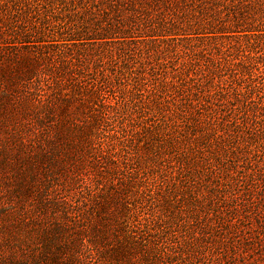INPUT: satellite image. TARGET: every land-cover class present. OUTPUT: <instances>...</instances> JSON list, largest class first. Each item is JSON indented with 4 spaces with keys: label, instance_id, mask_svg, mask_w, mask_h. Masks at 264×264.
I'll list each match as a JSON object with an SVG mask.
<instances>
[{
    "label": "rangeland",
    "instance_id": "obj_1",
    "mask_svg": "<svg viewBox=\"0 0 264 264\" xmlns=\"http://www.w3.org/2000/svg\"><path fill=\"white\" fill-rule=\"evenodd\" d=\"M179 3L171 10L162 7L156 11L151 22L134 27L126 35L131 37L121 44H82L86 52L77 64V43L89 42V26L101 19L102 11L109 13L110 23L118 28H128L125 13L137 12L128 11L122 0H0V48L16 45L21 53L70 58L77 69L85 70L88 80L107 96V105H95L97 110L92 111L94 115L105 113L100 115L99 131L114 141V149L104 147V155L117 151L126 180V172L133 170L128 169L133 166L131 162L142 154L138 160L144 174H133L134 180L139 184L147 178L148 187L141 189H149L152 195L160 190L163 193L165 183L173 182V174L178 172L175 159L159 169L158 156L165 150L161 146L168 141L178 140L183 145L194 141L227 149L235 160L234 170L242 171L238 184L243 185L235 190L236 202L230 200L234 184L222 185L230 182L228 178L218 186L212 185L227 190L224 211L233 220H240L233 228L222 227L223 232L232 231L234 239L221 247V253L204 251L210 239L198 235V240L192 241L201 249L191 255V230L182 225L171 206L165 214L153 213L159 206H151L149 211L145 207L144 212L159 214L158 218L151 217L154 220L148 218L145 230L151 239L169 247L165 264H264V0H190L188 6V2ZM110 50L111 61L102 57ZM0 83L4 81L0 79ZM32 90L51 94L44 82H35ZM21 93L19 85L12 87V93L0 91V102H10L0 111V264L14 261L5 248L8 231H4V223L12 228L34 217L46 221L47 216L37 212L35 183L44 179L31 160L39 151L36 145L34 151L31 149V140L37 137L23 131L29 117L20 115ZM52 101L55 105L60 102ZM31 173L35 174V183L30 181ZM81 178L86 177L79 174ZM152 180L155 183L150 185ZM86 185L94 190L92 194L87 189H74L66 200H72L76 211L91 209L93 220L106 186L93 178ZM58 193L65 195L66 190L59 188ZM234 207L236 210L229 213ZM83 254L87 258L82 261L89 257L91 261L102 260L100 254ZM34 256L18 264H34Z\"/></svg>",
    "mask_w": 264,
    "mask_h": 264
},
{
    "label": "trees",
    "instance_id": "obj_2",
    "mask_svg": "<svg viewBox=\"0 0 264 264\" xmlns=\"http://www.w3.org/2000/svg\"><path fill=\"white\" fill-rule=\"evenodd\" d=\"M122 2L128 7V11L131 9L132 12H137L136 15L124 14V18L130 22L128 28H118L111 24L109 13L102 11L101 19L89 26L92 32L86 38L89 42L77 43L80 45L76 50L77 64L83 60V53L86 52L82 44L91 42L121 44L126 37H131L126 35L135 29L134 27L145 21L151 22L155 12L162 7L171 10V7L179 5V2H188L185 5H190V0H122ZM145 12L150 14L145 15ZM219 33L226 34L228 31ZM16 47L11 45L8 48H0V79L5 83H0V91L5 89L12 93V87L17 85L22 88L19 100L21 102L18 103L20 115L23 118L29 117V121L26 125L21 123V120L20 123L24 125V132L37 137L36 140H31V149L34 151L37 146L39 155L36 157L37 152L31 160L35 161L36 168L40 169L39 174L44 179L43 182L36 184L35 174L31 173L30 181L36 185L34 197L37 212L47 216L46 221L34 217L29 223L23 221L22 226L15 225L12 228L4 223L3 229L8 231L5 248H8L6 249L9 252L8 256H12L14 260L7 264L24 263L29 256L34 255L35 258L32 260L34 264H165L163 259L168 256L169 247L151 239V234L145 230L146 223L150 221L148 218L159 217V214L144 212L145 207H148L149 211L151 206L154 208L159 206L153 213L161 214H165L170 206L175 208L182 225L189 226L191 230V242L186 241L191 255L201 249L196 241H192L198 240V235L210 239L206 240L209 246L204 248V251L208 249L210 255L221 253V247L234 239L232 231L223 232L222 227L233 228L236 226L235 221L240 220H233L235 218L228 217L224 211V202L226 197H229L225 196L227 190H220L212 185L218 186L222 183L221 180L228 178L230 182H223L222 185L234 184L231 202L233 200L236 202L238 197L233 196L236 195L235 190L239 191L243 185L238 184L241 182L242 171L234 170L235 160L230 158L227 149L223 146L211 148L194 141L187 145L181 144L178 140L168 141L167 145L161 146V149L165 150L158 156L159 169L166 164L169 165L171 159H175L179 163L178 172L177 175L173 174L175 178L174 181L171 180L173 182L165 183L166 189L163 193L159 188L160 191L152 195L149 189H141L144 186L148 187L147 178L141 180L139 184L134 180L133 174H144L141 160H138L142 159V154L137 155L131 162L133 166L128 169L133 167V170L126 172V180L124 170H121L119 158L116 156L117 151L109 153V156L104 155V147L111 146L114 149V141L99 131L98 121L100 115L103 117L105 113L100 111V115H94L92 111L97 110L95 105H107V96L102 89L95 88L93 82L88 80L89 74L84 73L85 70L82 71L81 68L77 69L70 58L59 60V57L56 59L37 53H21ZM102 57L111 61L112 50L103 53ZM83 68L87 70V67ZM35 82H44L45 87L51 90V94L42 95L34 92L32 87ZM17 98L20 99L19 95ZM5 99L10 100V97L6 96ZM53 99L60 101L59 104L55 105ZM2 101L1 112L6 110L3 104L10 103ZM79 174H84L86 178L79 180ZM91 178L95 179L96 183L106 186L103 202L95 212L96 218L93 220L90 218L91 209L76 211L71 205L72 200H66V196L74 189H79L80 192L82 191L80 188L87 189L88 194H92L94 190L86 185V181ZM153 183L155 181L152 180L150 185ZM252 184L255 185L253 182ZM59 188L65 189L66 194L58 193ZM214 191L223 194L218 196ZM142 194L148 198H144ZM18 197L22 199L21 195ZM21 205L22 210L24 203ZM235 210L234 207L229 213ZM147 214L148 217L145 218ZM141 226L144 229H141ZM23 232L26 235H23ZM32 244L35 247H32ZM82 251L89 256L100 254L101 262L99 259L91 261L90 257L89 260L82 261L87 258L85 254L82 255ZM20 254L26 256L20 257ZM188 255L186 253V257ZM206 261H209V258Z\"/></svg>",
    "mask_w": 264,
    "mask_h": 264
}]
</instances>
